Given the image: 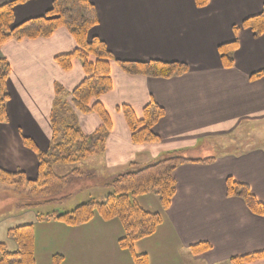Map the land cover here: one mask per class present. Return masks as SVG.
Wrapping results in <instances>:
<instances>
[{"label": "crops", "instance_id": "0c3cea01", "mask_svg": "<svg viewBox=\"0 0 264 264\" xmlns=\"http://www.w3.org/2000/svg\"><path fill=\"white\" fill-rule=\"evenodd\" d=\"M10 1L0 0V6ZM52 2L28 0L16 5L14 25L43 16ZM89 2L98 23L88 38L101 40L114 60L178 62L188 72L170 79L130 76L110 63L112 89L98 100L112 125L104 150L76 166H55L60 171L57 174L66 175L74 168L92 171L88 190L101 186L110 192L108 184L118 175L169 156L211 158V163L189 162L173 172L175 193L166 211L157 201L148 211L137 200L143 210L159 214L161 224L151 237L134 244L133 253L145 255L148 264H232L233 258L264 251V216L253 214L242 199L226 194V180L231 178L248 186L264 205V76L250 79L264 70V34L255 37L249 30L232 31L260 13L264 0H208L203 8H197L193 0ZM235 40L233 66L226 69L217 48ZM75 50V41L63 28L47 39L9 41L0 47V59L9 65L7 122L0 123V169L21 171L28 180L35 179L37 159L22 139H30L40 151L48 149L55 85L63 89L71 107L70 93L84 79L79 60L74 59L70 70L63 71L55 58ZM150 102L164 111L153 128L159 142L133 145L119 108L128 106L141 119ZM73 113L84 136L101 124L94 114ZM1 196L0 212L8 205ZM14 217L0 216V244L9 251L16 247L7 237L11 228L25 224H33L34 230L41 225L65 227L57 221L35 219L30 223L27 218ZM112 222H102L97 231L91 230L88 243L97 242L102 248L103 264H134L131 253L118 248L123 236L120 222L111 226ZM70 228L76 227H65ZM198 244L210 249L195 255L191 247ZM250 264H264V260Z\"/></svg>", "mask_w": 264, "mask_h": 264}, {"label": "trees", "instance_id": "16d2710c", "mask_svg": "<svg viewBox=\"0 0 264 264\" xmlns=\"http://www.w3.org/2000/svg\"><path fill=\"white\" fill-rule=\"evenodd\" d=\"M28 0H12L0 6V47L9 41L47 39L58 29H65L76 43V50L68 55L55 58L56 64L69 71L74 59L80 61L84 73L83 81L70 93L71 107L66 102L63 89L55 85L54 102L51 112L52 137L46 151L36 148L30 139L23 138L24 147L32 151L37 159L35 179L28 180L21 171L15 173L0 169V183L8 185L16 192H24L37 203L56 202L72 182L80 179H93L92 171L74 168L66 175H57L55 166H76L88 158L103 152L104 143L111 131L110 118L98 101L112 89L110 63L130 76L170 79L183 76L188 67L183 63H165L157 60L146 62L118 61L107 50L105 44L88 33L97 23L94 6L89 0H53L51 8L41 17L26 20L14 25V7ZM197 8H203L208 0H193ZM249 30L255 37L264 34V4L260 13L246 18L232 31ZM237 41L218 46L217 51L222 66L229 69L233 66V54ZM9 65L0 59V123L7 122L6 104L8 93L6 81ZM264 76V70L252 74L251 80ZM73 110L100 119L99 128L89 136H84L75 122ZM121 111L130 132L133 145L157 144L159 137L153 128L163 118L164 111L150 102L144 107L141 119H137L128 106H121ZM213 159L187 160L178 156H169L157 163L141 169L118 175L109 184L110 193L102 201L91 199L65 214H49L37 217V222L57 221L67 227H79L90 223L98 216L104 221L117 219L122 227L123 236L117 242L118 248L131 253L134 264H148L145 255H135L133 247L136 242L151 237L161 224L157 213L143 210L137 203L141 197L153 195L162 211H166L174 197L175 181L173 172L186 163H211ZM226 194L244 201L255 215L264 216V205L251 194L248 186L239 184L231 178L226 180ZM61 198L60 200H62ZM58 200V201H60ZM62 202V201H61ZM24 204L21 207H31ZM7 237L15 243V250L9 251L0 244V264H36L34 256L33 224L16 226L7 231ZM210 249L207 244L191 247L195 255ZM264 260V251L233 258L232 264H250ZM62 256L54 255L51 264H61Z\"/></svg>", "mask_w": 264, "mask_h": 264}, {"label": "rangeland", "instance_id": "374dc122", "mask_svg": "<svg viewBox=\"0 0 264 264\" xmlns=\"http://www.w3.org/2000/svg\"><path fill=\"white\" fill-rule=\"evenodd\" d=\"M60 167L63 168V166ZM64 168H68V166H64ZM54 171L56 174L60 172L56 168ZM89 181L87 179L76 180L59 195L60 197L56 198V202L42 204L30 199L24 192L18 193L8 185L1 183L0 196L3 195L4 198H7L9 206L6 205L7 207L1 209L0 216H4L7 219H12V216H16L14 217L16 219L27 218L32 223L38 216L65 214L91 199L100 201L106 193H110L109 190L106 191L101 186L88 190V188H92ZM61 198L63 199L60 200ZM138 200L148 211H152L153 204H157L153 195L141 197ZM21 204L32 206L20 207ZM111 221H113L109 223L111 226L113 224L117 225L119 222L117 219ZM102 222L108 221L96 216L90 221L89 225L70 228L71 230L65 229V225H63L65 227L36 226L34 230V238L36 237V250L34 253L36 264H51V258L56 254L62 256L61 264H103L104 251L102 248L97 245V242L94 244L88 243L91 230L97 231ZM99 243L100 245L102 244V239H100Z\"/></svg>", "mask_w": 264, "mask_h": 264}]
</instances>
